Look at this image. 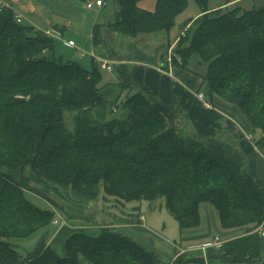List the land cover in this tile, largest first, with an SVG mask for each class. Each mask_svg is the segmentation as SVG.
Segmentation results:
<instances>
[{
	"label": "trees",
	"instance_id": "16d2710c",
	"mask_svg": "<svg viewBox=\"0 0 264 264\" xmlns=\"http://www.w3.org/2000/svg\"><path fill=\"white\" fill-rule=\"evenodd\" d=\"M142 1L113 0L115 20L105 27L129 38L167 34L187 6V0H156L148 11ZM209 1L193 0L200 16L178 38L170 65L197 76L208 103L216 97L237 107L260 145L264 7L241 14L238 8L210 11ZM91 42L102 46L100 25L93 27ZM53 47L51 37L16 23L10 9L0 10V264H78V256L88 264L160 262L150 245L111 227L96 236L71 233L64 257L43 238L22 256L15 243L46 231L56 217L27 199L26 193L40 197L30 183L64 191L78 204L95 202L100 192L124 203L162 200L180 231L199 226L202 204L215 210L223 230L258 227L264 218L261 183L245 166L208 149L207 138L169 126L155 107L157 97L136 87L125 66L114 68L121 83L100 89L96 62L91 71L63 63L54 59ZM134 88L139 91L131 93ZM109 90L115 94L107 100ZM175 102L171 95L165 106L173 114ZM174 263L202 261L180 255Z\"/></svg>",
	"mask_w": 264,
	"mask_h": 264
},
{
	"label": "crops",
	"instance_id": "0c3cea01",
	"mask_svg": "<svg viewBox=\"0 0 264 264\" xmlns=\"http://www.w3.org/2000/svg\"><path fill=\"white\" fill-rule=\"evenodd\" d=\"M0 1L10 8L13 7V0ZM238 1L241 0H234L229 4ZM222 7H214L210 11ZM198 16L200 12L193 19L179 20V35H174L171 40L169 33L163 32L129 38L111 33L105 27L106 24H101L102 36H100L103 44L99 47H112L110 49H113L114 58L100 55L98 57L113 63L111 72L116 67L115 64L125 66L136 87L156 96L155 107L162 112L169 126L182 134L188 133L207 138L208 149L227 155L237 164L245 166L261 183L259 192L264 209V142L260 145L255 144L259 136L252 137L255 132L251 130L246 118L237 107L227 105L216 97L209 99L210 109L204 107L196 98L197 94L202 93L200 79L182 68L172 67L165 60L183 30ZM177 18L178 16L176 20ZM116 80L121 83L118 76ZM114 94L113 90H109L104 94V98L109 100ZM171 95H174L176 101L175 114L170 113L165 107ZM204 97L207 100L206 96ZM64 197L67 200L64 211L51 206L56 214V224L52 222L51 225L57 226L58 229L50 238L47 230L39 234L41 235L39 241L42 238L46 240L47 245L56 255L58 246L56 241L61 234L104 226L133 234L148 242L158 255H165L166 261H160L159 264H175V259L180 255L185 259L200 260L202 264H264V237H261L255 229L223 230L215 210L210 205H200V223L197 228L180 231L171 215L174 223L164 212L162 214V211H165L164 206H159L157 209L147 202L124 203L105 197L103 194L98 196L95 202L88 204H78L72 201L68 194H64ZM146 212L151 214L149 218L146 217ZM214 238H219L221 242L219 248L213 246ZM65 239H61L60 243L64 253L61 257L65 256ZM235 257L239 260L251 261L235 262ZM82 262L88 264L82 256H78V264Z\"/></svg>",
	"mask_w": 264,
	"mask_h": 264
},
{
	"label": "rangeland",
	"instance_id": "374dc122",
	"mask_svg": "<svg viewBox=\"0 0 264 264\" xmlns=\"http://www.w3.org/2000/svg\"><path fill=\"white\" fill-rule=\"evenodd\" d=\"M95 1L96 0H88L87 2L83 3L78 0H13L12 10L16 14H19L24 18L22 21V25L32 26L42 32H49L50 37L54 42L52 55L55 60H60L63 63H75L83 69L91 71L93 63L96 62L95 58H97L98 55L104 57L106 56L111 59L114 58L113 49H110L112 47L105 46L103 48L97 47L96 49H93L91 42V32L95 25L114 22L116 5L113 0H101L103 1V6L96 7L94 5ZM155 1L156 0H145L140 2L139 6L142 9L153 11ZM232 1L234 0H210L207 4V9L210 10L214 7L219 6H223V10H225L226 8H238L239 14H241L252 9H259L261 7H264V0H241L235 4H229ZM89 2L93 5L91 9L86 8V4ZM199 12L200 9L199 7H197V5H195L193 0H187V6L185 10L181 12L174 26L169 31L170 40L174 37V35H179V20L193 19ZM100 35L102 36L101 32ZM68 41H72L74 43V47H69L67 45ZM173 53L174 49L172 48L167 54V59H165L167 60V62H169V64H171L169 59L171 58V55ZM42 57L50 59L52 56L51 54H46L42 55ZM97 65L99 67L98 63ZM115 65L116 67L119 66L117 64ZM98 72L100 74L98 88L105 89V87H109L112 84L118 83L116 80L118 74L115 70L111 72L98 68ZM137 91H139L138 88H134L131 93ZM66 114L67 113L65 112V115ZM67 123L70 124L69 117H67ZM257 136L259 135L255 133L252 137L257 138ZM30 187L34 188V190H36V193H38V196L44 199L43 200L42 198L37 197L36 195H33L31 193H26V197L31 203L42 209H51L52 206L54 208H57V210L64 211L65 203L67 201L64 197V194H66L64 193V191L55 190L53 188L47 189L34 183H30ZM101 195L102 193L100 192L99 197ZM48 203H50L51 206ZM152 204L158 209L159 206H163V201L158 200ZM163 212L174 223L170 214L166 210L162 211V214ZM145 215L148 218L151 216V214H149L148 212H146ZM103 227H94L92 229L90 228L82 231L88 235L96 236L99 230H101ZM57 229V226L52 225H50L46 229L48 231L49 238L53 236V233ZM74 232L78 231H70L61 234L57 239L56 244L58 246L56 247V253L58 256L61 257L64 254L60 247L61 239H65V237ZM123 233L146 245H150L148 242L136 237L133 234L127 232ZM40 236L41 235L34 239L15 243L14 248L19 254L25 256L26 254H29L34 250L37 242L40 239ZM159 257L161 262L166 261V257L164 254H159ZM81 264H85V262H82Z\"/></svg>",
	"mask_w": 264,
	"mask_h": 264
},
{
	"label": "built area",
	"instance_id": "2783aa9c",
	"mask_svg": "<svg viewBox=\"0 0 264 264\" xmlns=\"http://www.w3.org/2000/svg\"><path fill=\"white\" fill-rule=\"evenodd\" d=\"M102 4H103V1H101V0H96L95 3H94V5L96 7H99ZM92 7H93L92 3L89 2V3L86 4V8L87 9H91ZM4 8H7V9H10L11 11H13L12 8H10L9 5H7L5 3H2L0 1V10H2ZM13 13H14L15 22L18 23V24H22V21H23L24 18L21 15L16 14L14 11H13ZM43 33L46 36L50 37L49 32H43ZM67 45L69 47H74V43L72 41H68ZM81 55H83V54H81ZM95 60L99 64V68L101 70H106V71H111L112 70V64L113 63L105 61V60H103V59H101L99 57L95 58ZM196 98L203 103L204 107H206L208 109L211 108V104L206 101V99H205V97H204V95L202 93L197 94ZM53 223L56 224V221L54 220ZM255 230L261 237H264V218H263V220L261 221V223L258 225V227ZM220 245H221V242H220L219 238H214L213 246L216 247V248H219Z\"/></svg>",
	"mask_w": 264,
	"mask_h": 264
}]
</instances>
